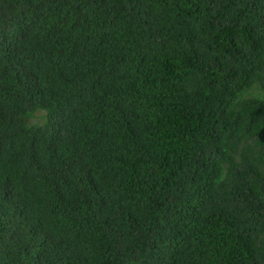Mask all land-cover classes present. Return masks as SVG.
<instances>
[{"label":"trees","instance_id":"obj_1","mask_svg":"<svg viewBox=\"0 0 264 264\" xmlns=\"http://www.w3.org/2000/svg\"><path fill=\"white\" fill-rule=\"evenodd\" d=\"M0 264H264V0H0Z\"/></svg>","mask_w":264,"mask_h":264},{"label":"rangeland","instance_id":"obj_2","mask_svg":"<svg viewBox=\"0 0 264 264\" xmlns=\"http://www.w3.org/2000/svg\"><path fill=\"white\" fill-rule=\"evenodd\" d=\"M45 120V111L44 110H37L34 111L31 116L29 117L28 121L31 124H40L43 123Z\"/></svg>","mask_w":264,"mask_h":264}]
</instances>
